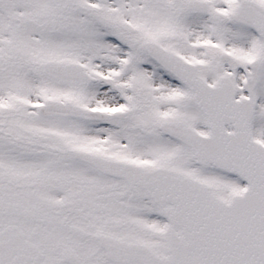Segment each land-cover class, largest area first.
Instances as JSON below:
<instances>
[{"label":"snow or ice","instance_id":"6c2138e0","mask_svg":"<svg viewBox=\"0 0 264 264\" xmlns=\"http://www.w3.org/2000/svg\"><path fill=\"white\" fill-rule=\"evenodd\" d=\"M0 264H264V0H0Z\"/></svg>","mask_w":264,"mask_h":264}]
</instances>
